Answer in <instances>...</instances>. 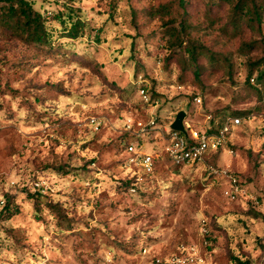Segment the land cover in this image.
I'll return each mask as SVG.
<instances>
[{"label":"rangeland","instance_id":"obj_1","mask_svg":"<svg viewBox=\"0 0 264 264\" xmlns=\"http://www.w3.org/2000/svg\"><path fill=\"white\" fill-rule=\"evenodd\" d=\"M29 1L54 10L49 43L0 4V264H166L184 247L203 264H264V0H245L260 22L237 0ZM181 110L199 133L242 122L177 166L168 130ZM152 112L157 127L141 131ZM129 143L152 173L128 164ZM211 167L244 194L229 197ZM133 174L141 193L123 184Z\"/></svg>","mask_w":264,"mask_h":264},{"label":"built area","instance_id":"obj_2","mask_svg":"<svg viewBox=\"0 0 264 264\" xmlns=\"http://www.w3.org/2000/svg\"><path fill=\"white\" fill-rule=\"evenodd\" d=\"M51 13L48 12V15ZM144 101L151 104V96L145 88L140 91ZM198 102H201L200 97L195 98ZM242 118L238 116L228 117L224 122L215 130H206L202 133L194 130H188L187 134L180 131H175L169 128L168 130V146L167 154L173 164L177 166L194 164L205 160L210 154L219 151L227 142H229L230 134L234 127L241 124ZM141 131L145 132L157 127V116L155 112L151 113L150 119L146 124L140 123ZM131 127V124L129 125ZM187 128V127H186ZM126 151L129 153L128 164L141 166L146 173H152L154 169V160L151 154H141L133 143L126 145ZM211 170L217 176L223 177L227 180L229 188L227 194L232 199L238 198L244 194V189L241 184V180L237 174L230 170L217 169L211 167ZM141 177H138L140 181ZM140 187V183L130 188L134 193L137 192V188ZM207 225L206 219L202 220V226L204 231ZM185 247L180 254L162 260L157 259L158 263L166 264H203V260L196 256L194 252L185 253Z\"/></svg>","mask_w":264,"mask_h":264},{"label":"trees","instance_id":"obj_3","mask_svg":"<svg viewBox=\"0 0 264 264\" xmlns=\"http://www.w3.org/2000/svg\"><path fill=\"white\" fill-rule=\"evenodd\" d=\"M4 3V7L6 8L5 14L7 15V21L10 19H15L17 22V29L21 31L22 34H25L31 40L37 43H49L52 39V33L47 27L46 23L48 19H51L55 16L54 10L49 9L45 13H41L38 10L34 9L33 4L29 0H0V4ZM247 1L245 0H237L235 7L242 12H249L253 17L251 19H256L259 22L261 21V15L259 8L255 3L252 4V7L249 10H245V5ZM50 12V16H47V13ZM85 24L80 20H76L70 27L69 33L71 37H78L82 35V30L85 28ZM152 97V94H150ZM153 102H155L153 100ZM178 114V113H177ZM213 130V128L208 129ZM128 145V144H127ZM238 176V175H237ZM140 183L138 180V176L133 174L131 178L126 179L123 184L127 185L129 188L136 186ZM143 185V184H142ZM141 186L137 188V193H141ZM8 211V215L11 216V209H6Z\"/></svg>","mask_w":264,"mask_h":264},{"label":"water","instance_id":"obj_4","mask_svg":"<svg viewBox=\"0 0 264 264\" xmlns=\"http://www.w3.org/2000/svg\"><path fill=\"white\" fill-rule=\"evenodd\" d=\"M187 113L184 110L178 112L176 119L171 123L170 128L175 131H180L187 134V128L185 124V117Z\"/></svg>","mask_w":264,"mask_h":264}]
</instances>
